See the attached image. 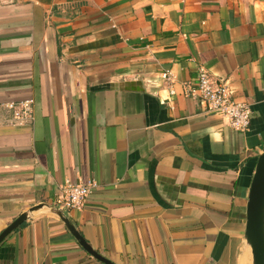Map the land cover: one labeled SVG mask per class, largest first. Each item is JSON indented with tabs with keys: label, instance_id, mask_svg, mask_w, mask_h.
<instances>
[{
	"label": "crops",
	"instance_id": "crops-1",
	"mask_svg": "<svg viewBox=\"0 0 264 264\" xmlns=\"http://www.w3.org/2000/svg\"><path fill=\"white\" fill-rule=\"evenodd\" d=\"M251 109L249 130L186 96L198 66ZM170 72L175 94L162 74ZM0 232L65 181V211L116 264H250L249 181L264 146V0H0ZM0 264H102L48 209L0 243Z\"/></svg>",
	"mask_w": 264,
	"mask_h": 264
},
{
	"label": "built area",
	"instance_id": "built-area-1",
	"mask_svg": "<svg viewBox=\"0 0 264 264\" xmlns=\"http://www.w3.org/2000/svg\"><path fill=\"white\" fill-rule=\"evenodd\" d=\"M162 77L168 83L169 93L175 94L171 87L173 76L165 72ZM186 96L196 99L207 114L219 115L227 121L230 128L245 133L249 130L251 109L249 104L234 98L226 81L213 79L208 70L200 65L192 81L183 84ZM33 100L0 102V124L10 126H26L33 120ZM96 183L85 181L72 183L65 181L59 186L57 206L64 211L80 210L87 197L93 192Z\"/></svg>",
	"mask_w": 264,
	"mask_h": 264
},
{
	"label": "water",
	"instance_id": "water-1",
	"mask_svg": "<svg viewBox=\"0 0 264 264\" xmlns=\"http://www.w3.org/2000/svg\"><path fill=\"white\" fill-rule=\"evenodd\" d=\"M42 208L59 218L78 245L92 258L102 264H116L96 251L80 234L66 215L64 209L57 205L38 203L20 213L0 232V243L25 221L33 217L34 212ZM244 247L250 248V264H264V146L258 154L249 181L247 193Z\"/></svg>",
	"mask_w": 264,
	"mask_h": 264
},
{
	"label": "trees",
	"instance_id": "trees-1",
	"mask_svg": "<svg viewBox=\"0 0 264 264\" xmlns=\"http://www.w3.org/2000/svg\"><path fill=\"white\" fill-rule=\"evenodd\" d=\"M25 225V222L22 224V226Z\"/></svg>",
	"mask_w": 264,
	"mask_h": 264
},
{
	"label": "bare ground",
	"instance_id": "bare-ground-1",
	"mask_svg": "<svg viewBox=\"0 0 264 264\" xmlns=\"http://www.w3.org/2000/svg\"><path fill=\"white\" fill-rule=\"evenodd\" d=\"M248 249H249V251H250V248L249 247H247Z\"/></svg>",
	"mask_w": 264,
	"mask_h": 264
}]
</instances>
